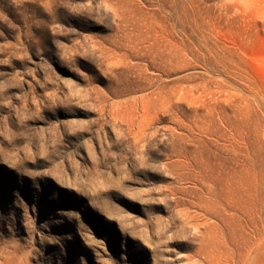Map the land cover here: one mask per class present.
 <instances>
[{
    "label": "rangeland",
    "instance_id": "rangeland-1",
    "mask_svg": "<svg viewBox=\"0 0 264 264\" xmlns=\"http://www.w3.org/2000/svg\"><path fill=\"white\" fill-rule=\"evenodd\" d=\"M0 254L264 264V0H0Z\"/></svg>",
    "mask_w": 264,
    "mask_h": 264
},
{
    "label": "bare ground",
    "instance_id": "bare-ground-1",
    "mask_svg": "<svg viewBox=\"0 0 264 264\" xmlns=\"http://www.w3.org/2000/svg\"><path fill=\"white\" fill-rule=\"evenodd\" d=\"M4 261H2V259ZM0 264H30L28 258H26L25 254L20 256H5L0 254Z\"/></svg>",
    "mask_w": 264,
    "mask_h": 264
}]
</instances>
